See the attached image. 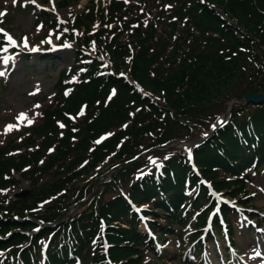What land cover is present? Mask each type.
I'll return each instance as SVG.
<instances>
[{
    "label": "trees",
    "instance_id": "obj_1",
    "mask_svg": "<svg viewBox=\"0 0 264 264\" xmlns=\"http://www.w3.org/2000/svg\"><path fill=\"white\" fill-rule=\"evenodd\" d=\"M68 25L72 69L61 71L39 123L0 145V264H109L102 223L112 263L161 259L166 253L138 230L128 201L151 206L159 241L186 224L189 207L199 208L188 196L197 177L186 156L158 149L210 129L214 107L221 114L232 100L260 92L264 0H90ZM194 155L216 189L244 193L247 169L264 164V103L233 105ZM14 175L29 186L11 199L5 191L19 184Z\"/></svg>",
    "mask_w": 264,
    "mask_h": 264
},
{
    "label": "rangeland",
    "instance_id": "obj_2",
    "mask_svg": "<svg viewBox=\"0 0 264 264\" xmlns=\"http://www.w3.org/2000/svg\"><path fill=\"white\" fill-rule=\"evenodd\" d=\"M36 1H41L42 5H47L45 0ZM51 1H53L54 8L49 12L50 18L57 21L60 19V23L65 27V21L70 15L81 12L89 0H65L67 2L66 6L61 5L62 0ZM1 10L6 12L7 15L3 18L0 17V26L4 28L10 26L8 28L16 39L19 38L22 41L23 37H27L31 43H28V48L20 47L22 51L16 56L14 65L12 63L9 65L10 68L8 67L7 69L9 71H6L5 77L0 81V145H3L12 134L20 129L39 123L40 110L52 99L55 93L54 85L58 80L59 73L72 67L73 45L68 43L70 47H64L67 43L61 42L60 34H56L50 29H41L36 24V15L30 10H22L17 2L14 4L13 0H0V12ZM47 41H50V43ZM57 44H61L62 47L58 52H54L53 48ZM34 46L50 48L51 50L45 53L36 52L30 57L27 56L24 51L31 52ZM3 70L4 67L0 64V71ZM6 81L8 82L4 88ZM261 81V92L264 93V76ZM219 109L218 107L211 109V116L219 115ZM21 113L32 119V123L28 124L27 118L18 119ZM222 118L225 119V116L219 117V123ZM210 120L207 121L209 122ZM9 125L14 127L8 129L6 133ZM213 125L215 126L216 123ZM201 132L202 130L195 129L189 135L192 136L190 139L187 138L189 136H186L183 137L184 140L177 143V148L180 147L184 151L189 152L191 148L196 146L197 141L202 138ZM14 176L19 180V184L7 189L5 193L10 198L22 197L26 189H28V182L20 179L18 175ZM135 177L136 175H133L131 180ZM245 190L246 192L242 196L231 201L238 204L239 199L243 200L245 198L244 200L249 204L244 205V210L238 208V211L245 213L246 209L248 211L255 209V214L263 219L260 225V232L249 230L248 233L247 225L241 221L239 214L238 216H230L237 244L235 247L236 256L228 254L226 264H242L241 260L245 264H262L261 259H264V218L262 217L264 214V171L253 176L251 181L246 182ZM254 219L258 220L257 217ZM160 222L165 223V219H161ZM176 230L178 231L177 235H167V243L159 245L161 250L165 249L167 251L168 256L162 258V260L150 261V256L148 255L145 257L147 264H223L222 244L207 246L208 252L195 256L193 260L192 255L194 253H192V248L188 243L190 227L186 225ZM179 233L182 234L181 238H179ZM239 251L241 254H239ZM257 252L261 253V255L256 256Z\"/></svg>",
    "mask_w": 264,
    "mask_h": 264
},
{
    "label": "snow or ice",
    "instance_id": "obj_3",
    "mask_svg": "<svg viewBox=\"0 0 264 264\" xmlns=\"http://www.w3.org/2000/svg\"><path fill=\"white\" fill-rule=\"evenodd\" d=\"M14 4L16 2V0H13ZM31 2L33 4H35V0H31ZM6 12H0V17L6 15ZM0 36L3 37V41L0 42V64H2L5 69L7 68V66L10 64V62L14 65L15 63V59L16 56L15 55H6V53H9L10 49H15V48H19V47H23V48H28V40L27 37H24L22 40V43L18 42L10 33H7L6 31H4L3 29H0ZM50 43V41H47ZM64 47H70V45L65 44ZM38 49L36 48H32L31 51L35 52ZM16 55H19V53L17 52ZM6 75V71H0V77H4ZM67 95V93H66ZM111 98V97H110ZM39 107V106H37ZM80 115H83V110L81 111ZM27 118V115L24 113L20 114V117L18 119H25ZM28 119V124L32 123V119L27 118ZM61 127H63V125H60ZM13 125H9L7 126L6 129V133L8 129L13 128ZM215 127V126H213ZM5 133V134H6ZM106 138V137H105ZM103 139V138H102ZM101 141L97 140L96 143L99 144ZM152 163H155V161H151ZM137 212L140 211V209H136ZM37 231L39 229H36ZM105 251H107V246H105ZM0 255H2V253H0ZM261 253L257 252L256 256H260Z\"/></svg>",
    "mask_w": 264,
    "mask_h": 264
},
{
    "label": "water",
    "instance_id": "obj_4",
    "mask_svg": "<svg viewBox=\"0 0 264 264\" xmlns=\"http://www.w3.org/2000/svg\"><path fill=\"white\" fill-rule=\"evenodd\" d=\"M264 102V94H247L244 96V99L242 101V104H248V103H262Z\"/></svg>",
    "mask_w": 264,
    "mask_h": 264
}]
</instances>
